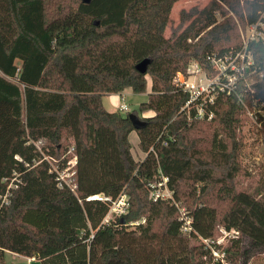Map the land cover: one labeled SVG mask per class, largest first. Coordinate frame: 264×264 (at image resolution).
I'll return each mask as SVG.
<instances>
[{
    "label": "trees",
    "instance_id": "obj_1",
    "mask_svg": "<svg viewBox=\"0 0 264 264\" xmlns=\"http://www.w3.org/2000/svg\"><path fill=\"white\" fill-rule=\"evenodd\" d=\"M179 1L0 0V264L6 251L42 264H250L264 254V175L253 189L241 183L246 105H256L240 85L243 98L220 94L213 118L196 119L174 82L190 61L209 70V54L239 48L237 21L256 22L264 0L182 9L166 37ZM250 50L264 74V44ZM147 58L143 74L136 66ZM148 82L139 109L105 108V94L145 93ZM255 88L264 101V78ZM146 111L153 115L141 117ZM131 113L144 128H134ZM134 132L142 159L132 152ZM70 150L76 193L58 186L45 159L61 165ZM159 171L173 196L154 201L148 184ZM122 193L127 212L109 221L108 202L87 200ZM219 228L238 235L218 244Z\"/></svg>",
    "mask_w": 264,
    "mask_h": 264
},
{
    "label": "built area",
    "instance_id": "obj_2",
    "mask_svg": "<svg viewBox=\"0 0 264 264\" xmlns=\"http://www.w3.org/2000/svg\"><path fill=\"white\" fill-rule=\"evenodd\" d=\"M241 3L243 4V0ZM231 15H233V13H231ZM216 16L219 19L220 13L217 12ZM237 24L241 40V46L239 48H232L224 54H220L219 52L209 54L207 56L209 70L202 68L195 60L190 61L188 72H178L174 82L188 93L189 100L185 104L184 109L188 114L193 111L196 119L211 120L213 118L214 112L210 107L214 104L218 95H230L235 93L243 98V93L241 92H246L251 97L252 103L256 105L253 109H250L246 105L248 115L251 121L255 122V124L263 130L264 126L262 122L258 121V116L261 115L264 118V101L256 96L255 84L258 80L264 78V74H258L250 47L251 44L255 42L264 44V11L261 13L260 18L254 23L247 24L244 27L238 21ZM257 75H259L258 79H256ZM240 85L244 87L242 91H239ZM119 110L127 113L130 112L129 107L125 103L120 104ZM36 145L38 149L41 150V141L37 142ZM65 158L68 159L65 163L60 165L52 157H45L51 164V171L56 174L58 186L60 188H68L76 193L77 182L75 176L77 157L74 155L73 150H70L68 153L64 154L63 159ZM168 182L169 178L160 172L158 177L148 184L150 198L154 201L172 198L173 191L170 189ZM14 186L16 185L12 182L9 188ZM7 194L2 197L3 200L6 199ZM87 200L109 203L110 208L105 217V221L122 216L127 212L128 208V196L125 193H122L116 199H112L104 194H94L88 196ZM181 217L185 220L183 230H191V219L185 218L186 216L183 212H181ZM136 224L138 223H132L131 225L134 226ZM220 231H222L221 233H223L227 241L238 235V232L233 230L227 231L221 228ZM206 242L209 243L208 240H206ZM217 243L223 245V242H220L218 239ZM212 253L215 259L224 257V254L217 249H212Z\"/></svg>",
    "mask_w": 264,
    "mask_h": 264
},
{
    "label": "rangeland",
    "instance_id": "obj_3",
    "mask_svg": "<svg viewBox=\"0 0 264 264\" xmlns=\"http://www.w3.org/2000/svg\"><path fill=\"white\" fill-rule=\"evenodd\" d=\"M210 1L211 0H180L172 8L170 14L171 22L166 28L165 36L168 37L171 34L172 27L174 28L178 25L180 10H189L193 6L203 8ZM150 91L151 82H148L145 93L138 94L125 90L124 92L118 94H105L103 96V102L108 111H120L119 107L122 103H125L129 107V111H133L134 109H139L140 104L148 100ZM121 113L125 115L127 112L121 111ZM151 115H153L151 111H146L140 114L141 117ZM243 131L245 134V145L242 151V160L247 168V176L243 177L241 183L242 187H250L253 189L259 177L264 175V129L262 130L255 124V122L251 121L243 127ZM130 141L135 158L142 159L145 154L138 147L139 138L136 132L131 134ZM220 229L221 228H219V232L216 234V238L220 242H223L222 244H225L227 239L223 233H221L222 231H220ZM250 264H264V254H260L254 258Z\"/></svg>",
    "mask_w": 264,
    "mask_h": 264
},
{
    "label": "crops",
    "instance_id": "obj_4",
    "mask_svg": "<svg viewBox=\"0 0 264 264\" xmlns=\"http://www.w3.org/2000/svg\"><path fill=\"white\" fill-rule=\"evenodd\" d=\"M4 260L5 264H42L41 260L37 258L19 255L10 251L5 252Z\"/></svg>",
    "mask_w": 264,
    "mask_h": 264
},
{
    "label": "water",
    "instance_id": "obj_5",
    "mask_svg": "<svg viewBox=\"0 0 264 264\" xmlns=\"http://www.w3.org/2000/svg\"><path fill=\"white\" fill-rule=\"evenodd\" d=\"M85 3H90L91 0H83ZM151 63V59L147 58L144 59L142 62H140L139 64H137L136 68L139 72L145 74L147 72L148 69V65ZM129 118L134 126L135 129H141L144 128L146 125V121L142 120L141 118H139V116H137L134 113H131L129 115Z\"/></svg>",
    "mask_w": 264,
    "mask_h": 264
}]
</instances>
